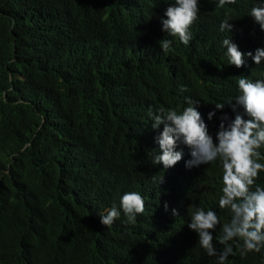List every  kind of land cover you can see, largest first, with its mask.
<instances>
[{"label":"trees","instance_id":"1","mask_svg":"<svg viewBox=\"0 0 264 264\" xmlns=\"http://www.w3.org/2000/svg\"><path fill=\"white\" fill-rule=\"evenodd\" d=\"M258 1L216 9L251 25L248 13ZM122 8L117 0H0V264L160 263L163 246L150 235L147 218L166 194L154 193L147 176L167 189L169 176L145 149L151 141L148 112H180L197 101L207 118L215 112L217 124L206 123L212 135L230 112L233 90L221 85V72L203 70L192 92L179 75L175 90L161 71L138 65L131 50L140 30L120 18ZM126 9L138 13L137 7ZM72 12L75 17L65 22ZM216 103H224L223 110ZM259 151L264 157V147ZM201 173L199 192L210 209L209 199L220 194L222 166L216 161ZM256 184L264 187V172ZM129 188L146 197V215L125 223L121 211L111 227L102 225L105 203ZM188 215L171 213L156 229L186 233ZM189 240L202 256L177 263L216 264V256L198 248V237L196 245ZM168 241L174 243V236ZM242 258L234 264H264V249Z\"/></svg>","mask_w":264,"mask_h":264},{"label":"clouds","instance_id":"2","mask_svg":"<svg viewBox=\"0 0 264 264\" xmlns=\"http://www.w3.org/2000/svg\"><path fill=\"white\" fill-rule=\"evenodd\" d=\"M117 1L123 6L120 18L140 30L131 50L138 65L147 64L146 68L161 71L162 78L175 90L179 75L187 80L188 91L192 92L201 70L221 72V85L233 90L234 101L227 106L230 112L221 117L217 132L212 127V135L206 123L217 124L215 112H209L208 120L197 101L180 112L164 107L148 112L151 141L145 149L154 166L159 165L169 176L168 189L153 184L147 176L154 193L166 194L161 206L147 218L154 229L150 235L163 246L158 252L159 264H179V260L194 258L199 252L189 235L195 245L198 237V248L205 256H216V264H234L249 252L260 253L264 249V187L257 185L256 180L264 172V163L258 162L264 159L259 151L264 147V0L250 8L248 18L252 26L239 18L230 21L216 9L235 6L241 0ZM132 6L138 8V13L126 9ZM67 13L71 12L65 16ZM74 17L72 12L65 22ZM217 24L227 33H218ZM253 61L260 67L254 68ZM193 74L195 77L190 79ZM224 106L216 103L215 109L223 110ZM231 115L235 118L230 120ZM216 161L222 166L220 194L213 201L209 199V209L206 197L199 192L201 168ZM162 182L163 177L159 184ZM198 202L205 208L197 205L191 211ZM105 204L102 213L106 214L100 216V223L106 227L120 219L121 211L125 223H135L137 216L147 213L146 197L131 188L121 190ZM182 210L189 213L186 233L156 229L162 218L171 213L178 215ZM154 232L157 236L165 234L168 239L173 235L174 243L157 239ZM216 232L220 234L218 238H214ZM214 240L222 245L220 251Z\"/></svg>","mask_w":264,"mask_h":264}]
</instances>
